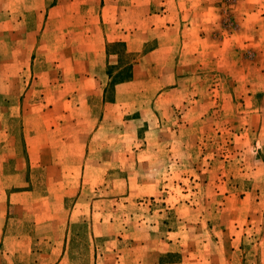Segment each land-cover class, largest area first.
<instances>
[{
  "label": "rangeland",
  "instance_id": "1",
  "mask_svg": "<svg viewBox=\"0 0 264 264\" xmlns=\"http://www.w3.org/2000/svg\"><path fill=\"white\" fill-rule=\"evenodd\" d=\"M237 1L0 0V264H264V3Z\"/></svg>",
  "mask_w": 264,
  "mask_h": 264
},
{
  "label": "crops",
  "instance_id": "2",
  "mask_svg": "<svg viewBox=\"0 0 264 264\" xmlns=\"http://www.w3.org/2000/svg\"><path fill=\"white\" fill-rule=\"evenodd\" d=\"M222 0H163V3H166V4H170L171 3H174L177 5V7L180 8V10L176 11V14H177V19H178V22H180L181 20H184V19H181L182 17L184 18V16H182L183 14V7L181 6L183 3H220ZM134 2V0H131V3ZM236 3H264V0H238ZM22 3H18V5H21ZM16 5V3H15ZM172 8L171 7H167L163 10V16L164 17H168L169 19H171V15L173 13V11L171 10ZM186 12V10H185ZM251 14L249 12L246 13V17L243 18L242 20V24L240 23L237 27L238 29L240 30L239 33L237 35L234 36V40H239L242 38V42L244 41H248L250 39V34L247 33V31H245V33L242 32V27L244 24H251V21L253 20V17L254 16H250ZM182 16V17H181ZM194 21L195 20H191L189 22V25H191L189 28H188V24H186L185 26V31L186 30H189L190 32V36L186 33H179L178 35V40L182 38V42H183V45H182V48H186L188 47V45H186V43H188L189 41H192V42H195L197 41V38H198V34L196 33H193L195 31V29L192 28V26L194 25ZM212 24H214V21L211 22ZM242 25V26H241ZM195 26V25H194ZM197 26V24H196ZM199 29V28H198ZM226 41V40H225ZM224 41V42H225ZM228 44V43H227ZM159 46L155 49H153L152 51L148 52L146 54V57H150V56H157L156 54L159 51ZM186 54V53H185Z\"/></svg>",
  "mask_w": 264,
  "mask_h": 264
}]
</instances>
